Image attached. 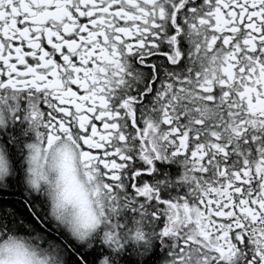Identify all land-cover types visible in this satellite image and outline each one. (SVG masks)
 <instances>
[{
    "label": "snow or ice",
    "instance_id": "obj_1",
    "mask_svg": "<svg viewBox=\"0 0 264 264\" xmlns=\"http://www.w3.org/2000/svg\"><path fill=\"white\" fill-rule=\"evenodd\" d=\"M133 56L153 77L143 113ZM10 124L0 241L95 264L69 234L90 229L113 252L157 239L163 264H264V0H0ZM157 161L176 182L145 179Z\"/></svg>",
    "mask_w": 264,
    "mask_h": 264
},
{
    "label": "flooded vegetation",
    "instance_id": "obj_2",
    "mask_svg": "<svg viewBox=\"0 0 264 264\" xmlns=\"http://www.w3.org/2000/svg\"><path fill=\"white\" fill-rule=\"evenodd\" d=\"M128 63L131 65L132 70L139 71L141 73V77L138 80H129L124 91L128 95H133L139 98L137 111L138 113H143L148 111L153 103L154 91H147V89L151 86L150 82L153 77L151 75L150 69L148 67L141 66L134 56L129 57ZM162 63V61L156 59L149 61V64L160 65ZM16 132L17 127L12 126L11 124L5 129H0V142L8 141L12 135L16 134ZM180 175L181 167L176 162L157 161L155 162V171L150 176L145 177V179L149 183L164 181L166 186L168 182H176ZM73 243L78 248L80 246H86V248L95 246V240L93 237L87 240L85 243H77V241H73ZM155 243L157 246L161 245L160 241L157 239ZM89 244L91 247H89Z\"/></svg>",
    "mask_w": 264,
    "mask_h": 264
},
{
    "label": "trees",
    "instance_id": "obj_3",
    "mask_svg": "<svg viewBox=\"0 0 264 264\" xmlns=\"http://www.w3.org/2000/svg\"><path fill=\"white\" fill-rule=\"evenodd\" d=\"M93 239L95 246L91 248L80 246L79 249L88 253L89 259L95 264L105 257L108 258L109 264H163L167 255L161 245L157 246L156 239H152L150 248L145 247L144 242L128 240L123 248L116 252L105 246L99 235L94 236Z\"/></svg>",
    "mask_w": 264,
    "mask_h": 264
},
{
    "label": "clouds",
    "instance_id": "obj_4",
    "mask_svg": "<svg viewBox=\"0 0 264 264\" xmlns=\"http://www.w3.org/2000/svg\"><path fill=\"white\" fill-rule=\"evenodd\" d=\"M5 178L6 177L0 176V180ZM90 232V229L85 231L84 239H81L79 235H75L71 231H69V234L72 235V238L75 239L77 243H85L88 240ZM13 246L18 249L19 253L16 257L15 264H44L45 256L36 249L27 238L17 235H13L10 240L0 241V251H3V258L6 262L9 260L6 249ZM103 259L104 258H101L98 264H101Z\"/></svg>",
    "mask_w": 264,
    "mask_h": 264
}]
</instances>
